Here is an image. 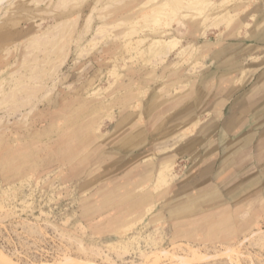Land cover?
Listing matches in <instances>:
<instances>
[{
  "label": "rangeland",
  "instance_id": "374dc122",
  "mask_svg": "<svg viewBox=\"0 0 264 264\" xmlns=\"http://www.w3.org/2000/svg\"><path fill=\"white\" fill-rule=\"evenodd\" d=\"M147 1L1 6L0 264H264V199L201 208L197 161L168 135L209 57L255 28L264 0L224 6L227 27L207 10L220 0L156 23L141 18ZM171 37L167 56L147 48Z\"/></svg>",
  "mask_w": 264,
  "mask_h": 264
},
{
  "label": "crops",
  "instance_id": "0c3cea01",
  "mask_svg": "<svg viewBox=\"0 0 264 264\" xmlns=\"http://www.w3.org/2000/svg\"><path fill=\"white\" fill-rule=\"evenodd\" d=\"M237 40L224 42L209 57L198 89L183 94L185 115L168 134L181 136V147L197 161L191 190L211 195L201 208L264 199V16ZM175 110L153 117L150 126Z\"/></svg>",
  "mask_w": 264,
  "mask_h": 264
},
{
  "label": "bare ground",
  "instance_id": "6f19581e",
  "mask_svg": "<svg viewBox=\"0 0 264 264\" xmlns=\"http://www.w3.org/2000/svg\"><path fill=\"white\" fill-rule=\"evenodd\" d=\"M6 1H9V0H0V8H1V6L4 4V2H6ZM152 1V6L150 7L152 10L151 11H148V12H146V13H143L142 15H141V18L144 20V21H147V23H150V22H155L156 23V21L157 22H163L164 21V18H160L159 19V21H158V19H156L155 20V15L159 12V10H161V11H163L164 13H165V11L164 10H167L168 11V9H177V10H179L180 8H182V7H185V6H187V5H189V4H192V5H198L196 8L197 9H199L198 7H199V5L200 4H202V3H205L206 4V6L208 7V5H209V2H208V0H163V1H160V2H155V0H151ZM236 1H238V0H236ZM243 1V0H242ZM241 1V2H242ZM33 2V1H32ZM146 2H148L147 0H146ZM232 2H234V0H220L216 5H212L211 6V9H207V10H212L211 12H213V13H215V14H217V15H223V17L221 18V24L223 23V24H225L226 25V27L227 26H230V24H231V22L233 21V20H236L235 19V17L233 18V16L234 15H231V14H229L227 11V14H229V15H226V13L224 12V11H222L221 9H223V7L224 6H226V5H228V4H230V3H232ZM31 3V2H30ZM149 3V2H148ZM7 4V3H6ZM146 4V3H145ZM145 4H143V5H145ZM212 4H214V3H212ZM142 5V6H143ZM235 5V4H234ZM237 5V4H236ZM141 6V7H142ZM148 6H150V5H148ZM190 6V5H189ZM206 6H204V7H206ZM191 7V6H190ZM202 7V6H201ZM200 7V8H201ZM205 9V8H204ZM155 10H158V11H155ZM185 10V9H184ZM201 10V9H200ZM154 11V12H153ZM167 11H166V14H167ZM200 12V11H199ZM163 13V14H164ZM210 13V12H209ZM159 14V13H158ZM236 15L235 16H237V13H235ZM153 16V19L154 20H151V18L150 17H152ZM167 16H168V14H167ZM207 16V15H206ZM166 19H169V17H167ZM216 19V18H215ZM163 20V21H162ZM215 21V20H214ZM218 21H219V19H218ZM146 23V22H145ZM246 26H248L247 24H245ZM245 26V27H246ZM245 31V30H244ZM237 35H238V33H237ZM240 35V34H239ZM173 38L174 37H171V38H169V39H155L147 48L153 53V55H154V53H157V54H159L160 56H167L168 55V53H169V51H170V49H172L171 48V46H172V44H173ZM152 40V39H151ZM197 46V45H196ZM151 52H150V54H151ZM183 53V49L181 50V51H179L178 52V55H181ZM158 55V56H159ZM202 122V121H201ZM194 129V128H193ZM171 168L169 167V166H166V167H163V168H161L159 171H158V173H157V176H156V179L154 180V187H156V189H161V188H163V187H165L166 186V178H167V176L168 175H170V170ZM168 179H169V177H168ZM151 185V184H150ZM161 191V190H160ZM0 260H4V259H2L1 258V256H0ZM68 263H70V260L69 259H66V261H65V263L64 264H68Z\"/></svg>",
  "mask_w": 264,
  "mask_h": 264
}]
</instances>
